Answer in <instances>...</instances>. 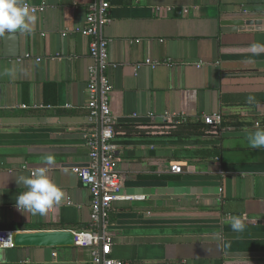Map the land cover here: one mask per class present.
<instances>
[{
	"label": "crops",
	"instance_id": "1",
	"mask_svg": "<svg viewBox=\"0 0 264 264\" xmlns=\"http://www.w3.org/2000/svg\"><path fill=\"white\" fill-rule=\"evenodd\" d=\"M32 33L0 38V229L91 228V192L73 172L91 163L85 135L91 39L99 0H27ZM106 75L116 119L123 193L108 233L111 258L124 264H264V148L247 136L264 129V30L222 31L221 19H264V0H110ZM223 15V17H222ZM150 61L151 63H148ZM156 64V65H155ZM5 69L13 75H3ZM255 103L248 104V97ZM221 115L198 138H169L184 124ZM99 128L98 125H96ZM51 179L65 192L47 216L16 207V183L47 154ZM179 164L182 173H174ZM245 218L233 232L227 219ZM0 264H94L92 249H0Z\"/></svg>",
	"mask_w": 264,
	"mask_h": 264
},
{
	"label": "built area",
	"instance_id": "2",
	"mask_svg": "<svg viewBox=\"0 0 264 264\" xmlns=\"http://www.w3.org/2000/svg\"><path fill=\"white\" fill-rule=\"evenodd\" d=\"M129 1L139 3L142 0ZM30 7L34 13L42 9L31 5ZM110 8V0H99L98 4L91 5L87 26L77 29L78 33L91 39L90 54L94 64L89 67L87 109L93 128L85 135L91 163L87 167H76L73 172L91 192L92 225L87 231L73 233L76 247L92 249L94 264H124L110 257L113 245L112 237L108 233L110 211L116 202L141 201L145 198L123 193V180L115 158L116 119L110 105L113 88L106 75L109 66V40L102 35L104 25L110 21ZM222 121L221 115L204 117L205 124L216 129ZM171 170L174 173H182L179 164L172 166ZM14 233L12 230L0 229V249L15 248Z\"/></svg>",
	"mask_w": 264,
	"mask_h": 264
},
{
	"label": "clouds",
	"instance_id": "3",
	"mask_svg": "<svg viewBox=\"0 0 264 264\" xmlns=\"http://www.w3.org/2000/svg\"><path fill=\"white\" fill-rule=\"evenodd\" d=\"M37 16L27 0H0V38L11 39L17 34L24 35L33 32ZM251 56L264 54V43H253L248 49ZM14 71L5 69L3 75H13ZM248 104L255 103V98L248 97ZM249 147L264 148V129H258L247 136ZM56 166L54 154L43 157L41 166L33 168L30 175H20L16 183L25 191L16 197V207L21 212L33 216H47L49 212L61 205L65 192L50 177L49 173ZM233 232L242 233L245 230V218L230 216L227 219Z\"/></svg>",
	"mask_w": 264,
	"mask_h": 264
},
{
	"label": "water",
	"instance_id": "4",
	"mask_svg": "<svg viewBox=\"0 0 264 264\" xmlns=\"http://www.w3.org/2000/svg\"><path fill=\"white\" fill-rule=\"evenodd\" d=\"M223 17V15H222ZM222 31L235 33L238 31H262L264 30V19L260 20H236L221 19ZM15 248H39V249H64L74 248V233L71 230L54 231H26L15 232L13 235Z\"/></svg>",
	"mask_w": 264,
	"mask_h": 264
},
{
	"label": "trees",
	"instance_id": "5",
	"mask_svg": "<svg viewBox=\"0 0 264 264\" xmlns=\"http://www.w3.org/2000/svg\"><path fill=\"white\" fill-rule=\"evenodd\" d=\"M179 130L173 131L172 134L169 136V138H174V139H183V138H188V137H201L203 136L207 129L208 125L205 124V122L201 123H195V124H184L183 126H179ZM184 133L188 135V137L181 136ZM4 229V228H3Z\"/></svg>",
	"mask_w": 264,
	"mask_h": 264
}]
</instances>
